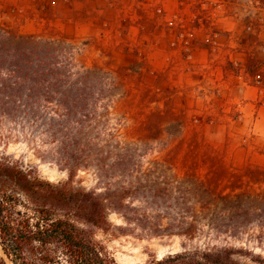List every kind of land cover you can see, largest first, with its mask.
<instances>
[{
    "label": "rangeland",
    "instance_id": "374dc122",
    "mask_svg": "<svg viewBox=\"0 0 264 264\" xmlns=\"http://www.w3.org/2000/svg\"><path fill=\"white\" fill-rule=\"evenodd\" d=\"M4 3L0 27L33 35L40 57L60 71L47 75L42 70L45 79L39 85L27 81L20 95L5 98L7 104H17L19 111L10 117L0 115V135L7 136L0 148L5 146L35 165L48 180L63 182L67 172L50 153L55 145L42 143L43 130L51 117L54 122L57 118L54 104H90V115L98 122L91 134H99L102 143L111 137L115 150L124 146L131 150L134 181L143 176L149 185L169 182L175 186L192 176L205 181L214 194H240L248 199L244 206L254 209L259 219L238 228L239 239L229 242L264 255V120L260 112L264 110V49L260 54L255 46L247 52L241 49L244 32L255 29L257 18L246 0ZM225 16L247 18L244 28L231 31L230 44L223 43L217 30V18ZM206 36L211 44L203 41ZM250 55L254 58L247 60ZM4 76L2 70L0 77ZM252 86L256 88L253 99L241 92L244 87L254 90ZM30 88L40 93L28 98ZM22 104L49 106L28 117L21 111ZM103 180L92 167L77 170L71 178L72 184L96 191L103 190ZM118 180L113 177L108 182ZM144 192L134 190L133 206H142L139 198ZM176 196L173 191L168 202L158 201L143 211L174 214ZM221 207V203L211 206ZM108 219L112 228L99 237L119 264H147L154 255L180 249L175 236H147L133 226L120 230L118 226L125 224L113 212ZM200 228L203 233L186 242V248L223 243L224 235L215 239L208 226Z\"/></svg>",
    "mask_w": 264,
    "mask_h": 264
},
{
    "label": "trees",
    "instance_id": "16d2710c",
    "mask_svg": "<svg viewBox=\"0 0 264 264\" xmlns=\"http://www.w3.org/2000/svg\"><path fill=\"white\" fill-rule=\"evenodd\" d=\"M37 42L33 35L0 27V72L6 71V76L0 77V115L10 117L19 111L17 104H7L5 98L20 95L25 83L39 85L45 79L40 71L46 70L47 75L60 71L40 57ZM30 89L25 94L28 98L39 92ZM48 106L22 104L21 111L32 117ZM89 106L54 104L57 118L54 122L51 117L43 130L42 143L55 145L50 153L67 172L68 179L63 182L48 180L35 165L5 146L0 148V248L12 264H119L99 237L112 228L110 212L124 222L125 226H118L120 230L133 226L147 236L180 239L179 250L154 255L147 264H264V255L229 242L239 239L238 228L259 219L254 209L244 206L248 199L240 194H214L205 181L192 176L175 186L169 182L149 185L143 176L134 181L133 153L126 146L115 150L111 137L102 143L99 134H91L98 122L90 115ZM6 139L0 135V143L6 144ZM88 167L106 179L103 190L72 184L74 172ZM113 177L118 182H108ZM134 190L146 193L139 198L142 209L132 205ZM173 191L178 193L174 214L143 211L158 201L168 202ZM216 203H221V209L211 208ZM201 226L214 231L215 239L224 235L223 243L186 248V242L203 233ZM0 264H6L1 254Z\"/></svg>",
    "mask_w": 264,
    "mask_h": 264
},
{
    "label": "crops",
    "instance_id": "0c3cea01",
    "mask_svg": "<svg viewBox=\"0 0 264 264\" xmlns=\"http://www.w3.org/2000/svg\"><path fill=\"white\" fill-rule=\"evenodd\" d=\"M4 1H7V0H0V7H2V14H4ZM262 4H264V0H260ZM257 12V18H256V24H255V29L250 32V34H246V32H244V35L245 36V45L242 49V51L244 52H247L249 47L251 46H255L256 50H258V54H260V50L261 49H264V9L263 10H258L256 11ZM217 21H219L218 23V28L217 30L220 31L222 34V36L224 37L222 40H223V43H226V44H230V39L229 38L232 34L231 31H233L235 33V30L236 28L239 26V27H243L245 26L246 22H247V18L246 17H239V18H233V17H230V16H225L223 18H217ZM228 31V32H227ZM231 32V33H230ZM253 55V54H252ZM247 56V60L248 59H252L254 58V56ZM243 58H246L243 57ZM258 60V58H255ZM259 61V60H258ZM251 88H254V90L250 89L248 90L246 87H244L242 89V93L245 94V95H250L251 99H253L255 96H256V88L255 87H251ZM261 112V119L264 120V110H260Z\"/></svg>",
    "mask_w": 264,
    "mask_h": 264
},
{
    "label": "built area",
    "instance_id": "2783aa9c",
    "mask_svg": "<svg viewBox=\"0 0 264 264\" xmlns=\"http://www.w3.org/2000/svg\"><path fill=\"white\" fill-rule=\"evenodd\" d=\"M246 2L256 11L264 9V4H262L260 0H246ZM193 17L195 18L196 14H193ZM188 34H189L188 36H191V33ZM213 36H215V33L213 34ZM203 41L207 44L212 43V40L210 39L209 36H206Z\"/></svg>",
    "mask_w": 264,
    "mask_h": 264
},
{
    "label": "water",
    "instance_id": "95a60500",
    "mask_svg": "<svg viewBox=\"0 0 264 264\" xmlns=\"http://www.w3.org/2000/svg\"><path fill=\"white\" fill-rule=\"evenodd\" d=\"M0 254L3 256V258L5 259V261L6 262H9L10 264H12L4 255H3V253H2V251H1V248H0Z\"/></svg>",
    "mask_w": 264,
    "mask_h": 264
},
{
    "label": "bare ground",
    "instance_id": "6f19581e",
    "mask_svg": "<svg viewBox=\"0 0 264 264\" xmlns=\"http://www.w3.org/2000/svg\"><path fill=\"white\" fill-rule=\"evenodd\" d=\"M6 264H10L9 262H6Z\"/></svg>",
    "mask_w": 264,
    "mask_h": 264
}]
</instances>
